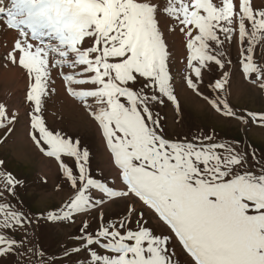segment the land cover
Listing matches in <instances>:
<instances>
[{"label": "snow or ice", "instance_id": "obj_1", "mask_svg": "<svg viewBox=\"0 0 264 264\" xmlns=\"http://www.w3.org/2000/svg\"><path fill=\"white\" fill-rule=\"evenodd\" d=\"M0 32L15 33L0 60L26 80L22 98L0 101V146L22 127L63 193L26 208L25 182L0 158V264H264V136L257 146L215 125L193 131L176 86L178 75L214 117L264 133V107L230 100L236 69L238 87L264 97V0H0ZM169 36L184 49L175 75ZM57 78L97 124L108 175L50 128ZM165 106L179 130L168 131ZM77 220L56 250L41 243V229Z\"/></svg>", "mask_w": 264, "mask_h": 264}, {"label": "rangeland", "instance_id": "obj_2", "mask_svg": "<svg viewBox=\"0 0 264 264\" xmlns=\"http://www.w3.org/2000/svg\"><path fill=\"white\" fill-rule=\"evenodd\" d=\"M14 35V32H0V36L2 37H0V55H3L5 46L12 42V36ZM168 42L172 53V71L175 75L177 69H182L183 67L179 63V60L183 59L184 49L179 37L169 36ZM232 58L235 63V51H233ZM239 80V71L236 69L234 70V84L230 90L232 105L237 109L248 108L252 110L264 107V97H261L255 91L250 93L246 85L238 87L235 82ZM0 82V101L8 100L11 103L22 98L26 88V80L23 74L11 64L5 65L2 60H0ZM176 86L178 98L186 118H190L193 131L197 127L205 128L208 125H215L216 131L220 136L244 139L246 142L251 141L259 146L264 133L258 128L253 127L248 133H245L235 122L228 124L220 121L213 116L211 110L201 99L197 98L190 90L180 86L178 75L176 76ZM55 87L59 94L50 103L46 113L50 128L62 130L66 136L79 139L81 147L87 148L91 153V168L93 173L103 170L105 175H108L110 170L108 164L109 153L97 124L87 115L82 107L65 95L59 78L56 80ZM161 111L167 117L166 127L168 131L179 130L173 123V109L170 106H165ZM187 130L188 127L186 126L183 131ZM0 158L5 159L9 170L13 171L25 182V187L20 190V196L23 198L26 208L35 211L45 206L58 205L61 202L63 193H58L54 190V186L59 181L56 164L50 158L36 151L25 136L22 127L17 132L14 142L9 143L7 146H0ZM42 181H47V183L44 184ZM105 211L106 215L115 216L123 212V207L107 208ZM146 215L150 219L151 225L155 227V219L150 214ZM93 226L95 225L93 224ZM77 227H79V220H77L75 226H62L57 230L58 235L49 233L45 229H41L38 235L41 237V243L44 247L49 251H54L56 250L55 241L62 239L68 233L75 232ZM177 251H179L178 248Z\"/></svg>", "mask_w": 264, "mask_h": 264}, {"label": "bare ground", "instance_id": "obj_3", "mask_svg": "<svg viewBox=\"0 0 264 264\" xmlns=\"http://www.w3.org/2000/svg\"><path fill=\"white\" fill-rule=\"evenodd\" d=\"M8 35V34H7ZM1 37V36H0ZM13 37V36H12ZM2 38V37H1ZM2 75V74H1ZM9 75H11V74H9ZM8 76V75H7ZM12 79H14V78H12ZM11 80V79H10ZM12 81V80H11ZM1 83V82H0Z\"/></svg>", "mask_w": 264, "mask_h": 264}]
</instances>
